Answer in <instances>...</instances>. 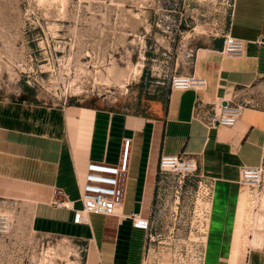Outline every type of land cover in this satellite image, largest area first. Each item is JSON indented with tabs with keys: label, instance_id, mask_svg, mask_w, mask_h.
Segmentation results:
<instances>
[{
	"label": "crops",
	"instance_id": "0c3cea01",
	"mask_svg": "<svg viewBox=\"0 0 264 264\" xmlns=\"http://www.w3.org/2000/svg\"><path fill=\"white\" fill-rule=\"evenodd\" d=\"M225 30L245 41L243 55L220 53L224 33L205 35L186 70L203 77L204 85L169 88L153 115L72 101L0 97V198L26 204L34 232L84 242L82 264H139L147 229L133 221L148 213L159 156L185 152L197 159L211 186L202 264H264V245L243 244L237 234L244 188L240 166L262 161L264 112L244 106L233 125L203 122L220 100L237 98L264 75V0H232ZM125 137L131 140L121 211L81 212L79 189L87 161L116 163ZM127 198L132 201L125 211Z\"/></svg>",
	"mask_w": 264,
	"mask_h": 264
},
{
	"label": "rangeland",
	"instance_id": "374dc122",
	"mask_svg": "<svg viewBox=\"0 0 264 264\" xmlns=\"http://www.w3.org/2000/svg\"><path fill=\"white\" fill-rule=\"evenodd\" d=\"M231 6L232 0H0V97L153 115L172 74L188 72L196 45L226 33ZM237 97L264 112V75ZM156 175L139 264H202L208 180L204 188L198 173ZM243 186L237 234L243 244L261 246L264 153L261 181ZM85 251L81 240L34 232L29 207L0 198V264H82Z\"/></svg>",
	"mask_w": 264,
	"mask_h": 264
},
{
	"label": "built area",
	"instance_id": "2783aa9c",
	"mask_svg": "<svg viewBox=\"0 0 264 264\" xmlns=\"http://www.w3.org/2000/svg\"><path fill=\"white\" fill-rule=\"evenodd\" d=\"M244 45L245 41L242 38L226 32L223 34L222 47L219 51L223 56H241L244 53ZM204 83L203 77L193 73H173L169 81V88H200ZM243 107L244 104L238 97L220 100L217 109L213 108L212 112L203 118V122L207 126L216 124L233 125L239 118ZM130 140V137L123 138L119 159L116 163L103 160L87 161L83 181L79 189L81 212L117 214L121 211L129 167ZM158 170L181 172L184 176L198 173L203 178L199 171L197 159L185 152L161 154L158 160ZM261 176L262 161L257 165L242 164L240 166L239 180L247 186L259 184ZM203 183L205 188V178ZM66 205L71 206V202H67ZM136 214V212H133V215L137 216ZM76 219L78 222L84 220L83 215H78ZM133 222L136 226H147V218L144 217H135Z\"/></svg>",
	"mask_w": 264,
	"mask_h": 264
},
{
	"label": "water",
	"instance_id": "95a60500",
	"mask_svg": "<svg viewBox=\"0 0 264 264\" xmlns=\"http://www.w3.org/2000/svg\"><path fill=\"white\" fill-rule=\"evenodd\" d=\"M263 40H264V38H263ZM139 206H140L139 202L136 201L134 204V207H133V212H139Z\"/></svg>",
	"mask_w": 264,
	"mask_h": 264
},
{
	"label": "bare ground",
	"instance_id": "6f19581e",
	"mask_svg": "<svg viewBox=\"0 0 264 264\" xmlns=\"http://www.w3.org/2000/svg\"><path fill=\"white\" fill-rule=\"evenodd\" d=\"M137 218H139V217H137Z\"/></svg>",
	"mask_w": 264,
	"mask_h": 264
}]
</instances>
